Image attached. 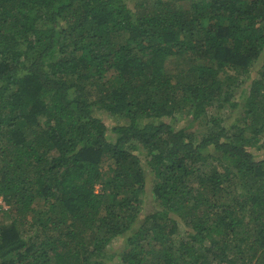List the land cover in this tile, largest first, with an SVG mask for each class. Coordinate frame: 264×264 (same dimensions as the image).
Segmentation results:
<instances>
[{"label": "trees", "instance_id": "trees-1", "mask_svg": "<svg viewBox=\"0 0 264 264\" xmlns=\"http://www.w3.org/2000/svg\"><path fill=\"white\" fill-rule=\"evenodd\" d=\"M0 198V264H264V0H0Z\"/></svg>", "mask_w": 264, "mask_h": 264}, {"label": "rangeland", "instance_id": "rangeland-1", "mask_svg": "<svg viewBox=\"0 0 264 264\" xmlns=\"http://www.w3.org/2000/svg\"><path fill=\"white\" fill-rule=\"evenodd\" d=\"M164 67H165V71L167 73H170L173 76H179L180 74L184 73L188 69L189 65L186 62L185 58L179 56V57L167 58L165 63H164ZM253 70H256V69H253ZM255 74H256V71H252L253 78L256 77ZM247 88L249 90V85ZM221 113H222L221 117H222V119H224V125H226V127L229 124L231 125L233 122H235L241 116L240 111L236 112L234 114H231V115H229L226 111H222ZM188 118H189V113L185 112V114L177 115L173 120L171 119V123H173L177 128H182V127H185L186 122L188 121ZM104 120L107 122L108 125L109 124L113 125L115 123L114 119L109 118V116H106ZM207 121H208V117L203 118V121L201 123L199 121L194 123V129L196 130L197 133L199 132L198 135L200 137L206 135L207 127L205 125H207L206 124ZM100 188H101V186L98 185L97 189L99 190ZM145 201L146 202L142 206V209H143L142 214L143 215L149 213V210L151 208L153 209L156 206V204L154 203V199L152 197L150 198V200L146 199ZM0 205L4 206V208H5V205H4L1 198H0Z\"/></svg>", "mask_w": 264, "mask_h": 264}]
</instances>
